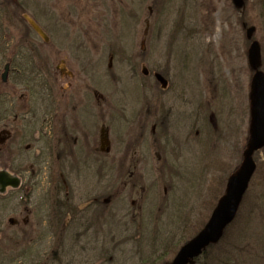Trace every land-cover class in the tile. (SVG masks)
Instances as JSON below:
<instances>
[{
	"label": "rangeland",
	"instance_id": "1",
	"mask_svg": "<svg viewBox=\"0 0 264 264\" xmlns=\"http://www.w3.org/2000/svg\"><path fill=\"white\" fill-rule=\"evenodd\" d=\"M6 1L0 93L34 118L0 123L1 138L15 132L0 172L22 181L0 195V264H134L169 237L173 258L245 160L247 29L264 72V0H18L19 12ZM23 29L44 43V75L35 59L30 80L4 84ZM253 160L222 264H264V148ZM59 203L73 210L57 228Z\"/></svg>",
	"mask_w": 264,
	"mask_h": 264
},
{
	"label": "water",
	"instance_id": "2",
	"mask_svg": "<svg viewBox=\"0 0 264 264\" xmlns=\"http://www.w3.org/2000/svg\"><path fill=\"white\" fill-rule=\"evenodd\" d=\"M255 28L247 30V39L252 40ZM249 64L255 72L251 85V128L248 148L245 151V160L240 170L233 175L227 185L225 196L219 201L212 217L204 229L192 240L186 243L177 253L171 263L166 264H194L206 249L217 244L223 237L225 229L235 219L242 199L249 187L255 173L256 164L253 160L255 152L264 147V73L259 70L261 65V48L258 42H253L249 49ZM9 66L2 76V81L7 82ZM2 193L6 187L18 188L20 181L11 178L6 173L0 174Z\"/></svg>",
	"mask_w": 264,
	"mask_h": 264
},
{
	"label": "flooded vegetation",
	"instance_id": "3",
	"mask_svg": "<svg viewBox=\"0 0 264 264\" xmlns=\"http://www.w3.org/2000/svg\"><path fill=\"white\" fill-rule=\"evenodd\" d=\"M13 7L15 8L14 11H21L22 8H24L25 6L20 4L18 0H14L13 2ZM43 29V28H42ZM29 31V30H28ZM44 31V29H43ZM30 34V32H29ZM25 35V33H24ZM20 47V49L13 53L12 58L9 61H6V64H9L10 66V72H9V80L12 78L15 79V82H18V80H30V76L33 74L32 72V66L35 65L34 61L36 59V62H39V58H38V52L40 51L41 53V59L40 61L42 62V70H41V76L44 75V43H39V42H27V43H23V44H17L15 46H13L14 48ZM0 48H5L8 49L10 48L8 43H0ZM35 51V52H34ZM22 62L25 63L26 62V66H29L28 69H21L19 67H17V64H21ZM34 63V64H33ZM5 64V65H6ZM2 76V74H1ZM68 77V75H67ZM9 83V81H8ZM7 83V84H8ZM16 84V83H15ZM11 93L7 90V91H1L0 93V97L1 98H6V99H10L11 103L10 106L8 108H5V106L7 105L6 100H0V123H3V126L6 127L7 125L13 126L14 123H11V120H17V119H21V118H25V123H26V118L28 117V115H30L32 118H34V113L29 112L27 114H22L18 111L17 109V105L16 103L13 101L12 97H10ZM22 98V96H21ZM23 99V98H22ZM44 108V105H42ZM44 110V109H43ZM7 122V123H6ZM24 127H27L28 124H23ZM17 129V128H16ZM1 133V130H0ZM2 133L3 135H5V137L1 138L0 136V160H1V152L5 151L6 147H10V145L6 146L4 144H1V142H15L14 141V135L15 132L12 131L11 129H7V128H3L2 129ZM8 158L11 160V155H8ZM0 195H1V187H0Z\"/></svg>",
	"mask_w": 264,
	"mask_h": 264
},
{
	"label": "trees",
	"instance_id": "4",
	"mask_svg": "<svg viewBox=\"0 0 264 264\" xmlns=\"http://www.w3.org/2000/svg\"><path fill=\"white\" fill-rule=\"evenodd\" d=\"M264 6V5H263ZM4 33V30L2 29V27L0 26V38H3V34ZM26 34V37H27V40L30 39L31 41H33V35L32 34H29V31L26 30L25 32ZM35 52V51H34ZM17 67L21 68V69H28L29 66H26V62L23 63L22 62V65L21 64H17ZM60 204V203H59ZM64 206L63 204H60V206L54 208V216H53V220L51 221L52 224H55L58 228L60 227V225L62 224L63 225V218L65 217V214H69L71 211L67 210V209H64ZM78 217V216H77ZM83 219V218H82ZM77 219L76 217L72 219V222L70 223V226L72 227V225H76L74 227V231L78 230V227L79 225L76 224ZM68 230V227L66 228ZM73 231V232H74ZM168 238V237H167ZM170 240L166 241L165 243L162 244V247L160 248V251L159 252H154L152 253L151 255L149 256H146V257H142L141 260H139L138 262L134 263V264H164V263H168L170 262L173 258L172 257H168L169 253H171V249L172 247V238L169 237ZM60 239H58L59 241ZM57 241V242H58ZM188 241H185L184 243H182L179 247V245L177 246L178 248V251L179 249L181 248V246H183L185 243H187ZM64 247V243L62 242H58L55 246V249H54V254L58 255L60 254V250L63 249ZM177 248L176 250L174 251V253H177ZM218 252H226L227 253V249L226 250H223V247H221V243L220 244H217V245H212L210 246V248L207 249V251H205L203 253V255L198 258L196 260V263L195 264H218L219 261H222V263H224L223 261H225L226 258L229 259L228 255L226 256H220L221 253H218ZM173 253V254H174ZM172 254V253H171ZM170 254V255H171Z\"/></svg>",
	"mask_w": 264,
	"mask_h": 264
}]
</instances>
